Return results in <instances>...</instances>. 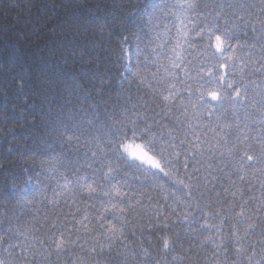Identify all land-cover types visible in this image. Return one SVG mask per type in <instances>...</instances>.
<instances>
[{"label":"trees","instance_id":"16d2710c","mask_svg":"<svg viewBox=\"0 0 264 264\" xmlns=\"http://www.w3.org/2000/svg\"><path fill=\"white\" fill-rule=\"evenodd\" d=\"M0 264H264V0H0Z\"/></svg>","mask_w":264,"mask_h":264},{"label":"rangeland","instance_id":"374dc122","mask_svg":"<svg viewBox=\"0 0 264 264\" xmlns=\"http://www.w3.org/2000/svg\"><path fill=\"white\" fill-rule=\"evenodd\" d=\"M123 151L129 159L136 161L152 170H161V164L159 160L148 153L141 144L127 143L124 145Z\"/></svg>","mask_w":264,"mask_h":264}]
</instances>
